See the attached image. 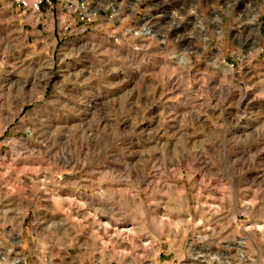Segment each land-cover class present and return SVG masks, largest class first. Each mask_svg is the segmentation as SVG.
Listing matches in <instances>:
<instances>
[{"label":"rangeland","instance_id":"obj_1","mask_svg":"<svg viewBox=\"0 0 264 264\" xmlns=\"http://www.w3.org/2000/svg\"><path fill=\"white\" fill-rule=\"evenodd\" d=\"M34 1L0 0V264H264V0Z\"/></svg>","mask_w":264,"mask_h":264},{"label":"bare ground","instance_id":"obj_2","mask_svg":"<svg viewBox=\"0 0 264 264\" xmlns=\"http://www.w3.org/2000/svg\"><path fill=\"white\" fill-rule=\"evenodd\" d=\"M169 13H171V16H178L179 14V12H177L176 10L175 11H168ZM169 13H167V14H169ZM178 14V15H177ZM183 25V24H182ZM152 26V25H151ZM66 132V131H65ZM93 132V131H92ZM77 201V200H76ZM76 208V207H75ZM121 222V221H120ZM120 222H117L116 221V223L114 224V225H112V226H114L113 227V232H114V234H113V236H115L119 241H120V243L122 244V245H127V246H133V241H139V236H137V234H136V231H135V229L134 228H132V227H128V226H126V224H124V223H120ZM107 227H108V225H107ZM112 232V231H111ZM140 243V242H139ZM194 248V247H193ZM201 249H202V246H201ZM193 251V250H192ZM192 253V252H191ZM123 255V257H125L126 256V253L125 252H123L122 253ZM211 251H209L208 249L207 250H197L195 253H194V255H193V257H192V262H190L189 264H211V263H213L212 261H213V259L211 258ZM216 254V253H215ZM243 255V254H242ZM7 256V255H6ZM6 256H3V258H5V259H7V257ZM221 256V255H220ZM219 256V257H220ZM224 257V256H223ZM190 259V258H189ZM215 261V260H214ZM220 261H222L221 259H220ZM225 261V260H224ZM224 261L222 262L223 264H224ZM14 264H22V262H24L22 259H20V258H18V257H16V258H14L13 259V261H12ZM226 263H228V264H230L228 261H226ZM219 264H221L220 262H219ZM234 264H243V263H241V262H238V263H234Z\"/></svg>","mask_w":264,"mask_h":264},{"label":"built area","instance_id":"obj_3","mask_svg":"<svg viewBox=\"0 0 264 264\" xmlns=\"http://www.w3.org/2000/svg\"><path fill=\"white\" fill-rule=\"evenodd\" d=\"M3 1H7V0H3ZM13 1L19 3L20 5L21 4L28 5L31 2V0H13ZM40 1L41 0H35L34 2H35V4H37Z\"/></svg>","mask_w":264,"mask_h":264}]
</instances>
